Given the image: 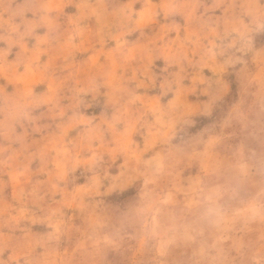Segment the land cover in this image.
Here are the masks:
<instances>
[{"label":"clouds","instance_id":"9594fccd","mask_svg":"<svg viewBox=\"0 0 264 264\" xmlns=\"http://www.w3.org/2000/svg\"><path fill=\"white\" fill-rule=\"evenodd\" d=\"M0 264H264V0H0Z\"/></svg>","mask_w":264,"mask_h":264}]
</instances>
